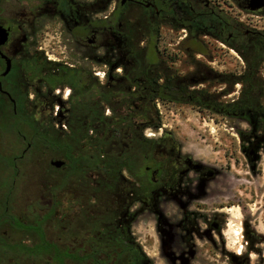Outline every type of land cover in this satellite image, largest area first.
<instances>
[{
	"label": "flooded vegetation",
	"instance_id": "1",
	"mask_svg": "<svg viewBox=\"0 0 264 264\" xmlns=\"http://www.w3.org/2000/svg\"><path fill=\"white\" fill-rule=\"evenodd\" d=\"M235 8L263 16L264 0H0V264H156L134 232L145 216L159 261L194 258L204 237L215 246L229 205L204 210L201 185L213 173L182 154L171 133L147 136L151 128L141 134L152 144L135 160L125 132L107 124L118 95L142 83L132 58L142 23L147 53L173 25L186 50H197L207 36L194 22L208 29L211 18L218 34L220 16L234 22ZM246 35L252 60L264 32ZM236 119L248 125L244 148L263 151L264 111ZM34 166L25 193L22 177Z\"/></svg>",
	"mask_w": 264,
	"mask_h": 264
},
{
	"label": "rangeland",
	"instance_id": "2",
	"mask_svg": "<svg viewBox=\"0 0 264 264\" xmlns=\"http://www.w3.org/2000/svg\"><path fill=\"white\" fill-rule=\"evenodd\" d=\"M230 16L250 30L264 32V15L248 14L235 8ZM171 29L172 31H161L156 48L158 55L153 49L149 53L146 49L144 51L150 63H155L161 57L165 61L164 65L169 68L168 74L175 72L178 77L186 79L201 76L203 80H199V87L218 93L226 85L214 83L209 69L213 73L235 76H239L244 70L245 61L234 49L207 36L198 40L200 45L197 50L188 51L183 36L179 34L180 29ZM143 30L142 23L139 46L134 47L136 52L146 48L141 37L145 35ZM54 56L60 62L73 63L66 54ZM170 57L175 61H169ZM258 77V81L264 86L263 67L259 70ZM240 89L241 85L236 84L223 99L236 100ZM261 100L264 104V95ZM156 108L160 114L161 127L148 130L145 134L158 138L165 131L171 133L182 154L202 163L213 173L212 180L203 181L201 185L207 191V197L202 203L204 210L212 211L218 206L229 205L225 210L226 226L222 230L221 239L215 242V246L206 237L196 240L195 257L193 258L194 251H191L187 257H182L181 264H264V150L244 148L240 135H248V125L235 117L228 119L207 112L201 114L188 105L157 104ZM253 142L254 140L251 143ZM249 152L254 157L252 163L248 164L246 155ZM36 169L34 166L29 174L31 178L26 175L22 177L25 193L34 185L31 184L35 180L33 177L38 178ZM171 211V207H166L167 217L173 215ZM230 226L236 233L230 232ZM134 232L142 242L144 252L154 257L156 264H167L158 260L159 239L150 218H140ZM251 235L260 238L255 239ZM171 255L172 253L168 254L169 257Z\"/></svg>",
	"mask_w": 264,
	"mask_h": 264
},
{
	"label": "trees",
	"instance_id": "3",
	"mask_svg": "<svg viewBox=\"0 0 264 264\" xmlns=\"http://www.w3.org/2000/svg\"><path fill=\"white\" fill-rule=\"evenodd\" d=\"M220 20L221 25L218 34L213 33L211 18L208 29L201 28V24L197 21L194 22V25L198 29L199 35L209 36L237 51L245 61V68L239 76L213 73L209 69L208 71L212 75L214 83L226 85V88L218 93L199 87L201 85V83H198L199 80H203L201 76L186 79L178 77L175 72L168 74L167 69L169 68L164 65L165 61L161 57L157 58L155 63H150L147 60V55L144 52L146 48L144 47L140 49V52H135L132 55L134 67H136L139 80L142 83L138 86L137 92H128L124 88V92L118 95L120 96L118 98L120 102L112 104L117 113L108 118L109 123L107 126L112 127L116 133L119 131L125 132L126 136L124 137L134 146L132 149V152L135 153L133 159L141 160L142 146L152 144L142 137V131L147 128L156 130L161 127L160 114L156 108L157 104L163 106L168 104L188 105L196 109L198 113L207 112L228 119L242 117L248 111H264V104L261 100L264 95V86L258 81V66L262 61L261 58H264V51H262L264 44H260L259 39H257L256 43L253 44L257 51L254 50L252 60H249L248 36L246 33L255 32L256 30H250L241 23L233 22L230 17L224 14L220 16ZM223 26L226 27L225 30L222 29ZM171 28L180 29L181 26L173 25ZM229 30H232V34L235 36L234 43L228 39ZM156 48L157 46L153 49L158 55L159 52ZM168 60L175 61L171 57ZM131 75L132 70L130 71V78H132ZM191 80L197 83L192 84ZM236 84L241 85L237 99H223ZM111 96L114 95L108 93V97L111 98ZM137 128L138 137L135 135ZM139 137L140 139H138Z\"/></svg>",
	"mask_w": 264,
	"mask_h": 264
},
{
	"label": "bare ground",
	"instance_id": "4",
	"mask_svg": "<svg viewBox=\"0 0 264 264\" xmlns=\"http://www.w3.org/2000/svg\"><path fill=\"white\" fill-rule=\"evenodd\" d=\"M234 209H235V208H234ZM229 229H230V232H231V233H236V231L233 229V227L230 226Z\"/></svg>",
	"mask_w": 264,
	"mask_h": 264
},
{
	"label": "water",
	"instance_id": "5",
	"mask_svg": "<svg viewBox=\"0 0 264 264\" xmlns=\"http://www.w3.org/2000/svg\"><path fill=\"white\" fill-rule=\"evenodd\" d=\"M253 1V0H252Z\"/></svg>",
	"mask_w": 264,
	"mask_h": 264
}]
</instances>
